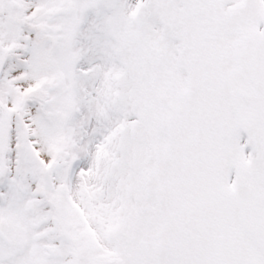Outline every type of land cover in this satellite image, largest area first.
Instances as JSON below:
<instances>
[{
	"label": "snow or ice",
	"instance_id": "1",
	"mask_svg": "<svg viewBox=\"0 0 264 264\" xmlns=\"http://www.w3.org/2000/svg\"><path fill=\"white\" fill-rule=\"evenodd\" d=\"M0 264H264V0H0Z\"/></svg>",
	"mask_w": 264,
	"mask_h": 264
}]
</instances>
